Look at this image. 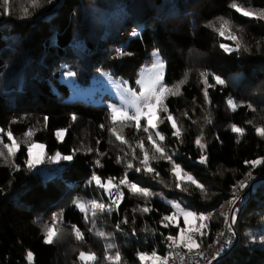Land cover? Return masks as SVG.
<instances>
[{
  "label": "trees",
  "instance_id": "obj_1",
  "mask_svg": "<svg viewBox=\"0 0 264 264\" xmlns=\"http://www.w3.org/2000/svg\"><path fill=\"white\" fill-rule=\"evenodd\" d=\"M233 2L253 11L264 10V0H41L37 8L30 0H12L11 15H0V127L11 130L18 140L33 129L31 140L45 145L47 163V157L57 152L77 151L71 162L61 160L62 168L51 178L27 169L24 144L15 158L19 170L0 158V264H29L28 251L34 256L32 264H82L78 260L81 251L97 256L86 264H109L105 256L117 251L120 264H141L138 253L156 251L166 257V236H176L179 229L161 226L162 215L172 209L159 196L149 199L151 213L133 212L145 201L123 188L119 210L110 215L98 211L95 218L96 229L108 237L90 230L91 218L86 221L75 207V201L108 203L104 191L88 183L93 172L106 180L119 179L125 171L141 187L182 201L194 212L210 214L206 234L198 239L203 248L225 224L237 183L253 181L249 199L235 219L237 241L216 264H264V166L252 169L245 164L264 157V138L253 126H264V20L242 16L230 7ZM24 8L31 15L25 17ZM218 17L232 22L248 51L226 53L220 47L221 43L234 44L209 27L213 22L219 27ZM133 31L139 36H133ZM156 49L166 64L165 84L171 86L187 76L182 95L166 101L183 126L182 143L172 136L167 120L158 123L157 130L165 135L167 148L178 153L173 159L205 186L207 196L194 185L188 191L177 189L166 160L151 161L159 178L137 173L138 160H132L133 169H126L131 149L118 144L109 132L110 108L81 100L69 102L71 91L61 83L67 71L75 73L83 86L107 71L137 88L140 68L151 62ZM118 50L131 55L120 56ZM201 72L209 74V83L214 82L213 75L226 81L224 86L208 89L210 105L205 104ZM229 98L240 104L235 112L228 107ZM185 112L187 116L182 115ZM208 114L210 124L205 119ZM165 115L160 113L161 118ZM233 124L245 129L242 137L231 130ZM60 129L67 130L62 141L55 135ZM201 130L207 144L206 164L197 162L200 150L194 143ZM121 134L133 147L143 139L151 155L147 133L128 125ZM5 142H9L6 137ZM136 154L140 155L138 148ZM97 159L102 167L96 165ZM60 214V226L70 235L45 244L43 225ZM125 217L128 223L121 222ZM72 225L83 233V241L75 239ZM109 243L116 247L108 250Z\"/></svg>",
  "mask_w": 264,
  "mask_h": 264
},
{
  "label": "snow or ice",
  "instance_id": "obj_2",
  "mask_svg": "<svg viewBox=\"0 0 264 264\" xmlns=\"http://www.w3.org/2000/svg\"><path fill=\"white\" fill-rule=\"evenodd\" d=\"M51 2V0H49ZM11 3L12 0H0V15L9 16L11 15ZM30 3L33 8H37L41 6V0H30ZM230 7L233 8L236 12L240 13L244 17H250L257 20H264V10L261 11H253L248 8H245L237 3L233 2L230 4ZM24 16L31 15L28 8L23 9ZM24 18V17H21ZM217 21L219 23V27H216V22H213L209 25L212 27L214 31L218 33V35L228 41H232L234 46L221 43L220 47L226 52L230 53L232 51L239 52L241 49L244 51H248L247 45L243 44L241 38L236 35V32L232 29V22L230 20L225 19L224 17H218ZM238 31H242V29H238ZM133 36H139V32L133 31ZM118 55H131V53L125 52L124 50H118ZM152 57L154 58L151 67L147 68L145 72H142L139 75V78L136 80L137 88H133L127 82L121 81L119 82V90L121 92L122 104L120 106L113 104L110 107L109 112V121L112 127L109 128V132L112 136L115 137L117 141L121 144H127L131 149V159L126 163V169H133L134 164L132 160H138L139 166L135 167V171L137 173L143 172L145 175H153L154 178H159L160 173L152 167L151 161L153 160H166L171 165L170 174L175 178L176 184L175 187L180 191H188L189 186H195V188L199 189L201 192L205 193L207 196V191L205 186L198 181L192 174L185 171V169L181 166V164L177 163L173 157L178 153L174 150H169L167 145L163 142L166 139L165 135L157 130L158 123H163L164 120H167L170 123L172 131V136L175 137L178 141L182 143V135H183V126L178 123V118L172 112L169 111V107L166 103L169 96L177 97L182 95L181 88L184 83L187 81V76L184 79L176 82L175 84L169 86L164 83V68L165 61L160 57L159 50L156 49L152 53ZM68 75L75 76V73L69 72ZM110 75V74H106ZM200 76L202 78V83L204 84L203 88V96L206 105H210L211 101L209 99L208 89L215 87L217 85L224 86L226 81L221 78L220 75H213L212 80L213 83H209V74L207 72H201ZM227 104L230 110L235 112L240 104L229 98L227 100ZM249 109L255 111V108L249 104ZM160 113H165L166 115L161 118ZM183 116H187V113H182ZM75 114L72 115L71 119L73 121L76 120ZM189 119H191L189 117ZM206 122L208 124L212 123L210 114L205 117ZM145 121L142 125L141 121ZM15 122V121H13ZM47 122V117H45V123ZM192 123H197L196 120H193ZM251 124L252 121H249ZM119 125V131L118 126ZM128 125H134L135 129L139 131H143L147 133V141L151 146V155L147 148H145L143 139H139L136 142L135 147H133L125 138L122 136L123 127ZM255 127L256 134L261 138H264V126H256ZM104 125H101L103 128ZM231 130L234 133H237L239 136H243L245 134V129L242 127H238L237 125H231ZM66 129L57 130L55 135L58 140H63ZM34 134L33 129H29L25 134L23 139H17L11 130H6L0 127V158L4 160L5 163H11V165L19 170V166L15 164V158L17 153L20 150L21 144H24L27 149V158L25 163L27 165V169L32 171L35 169L36 165L44 163L45 152L44 145L36 143L31 140V137ZM5 137L9 141L5 143ZM204 141L203 131L199 136L196 137L194 143L197 148L200 150V156L198 159V163L206 164L208 157L206 154L207 144ZM111 142V141H110ZM239 142V141H237ZM99 143V141H97ZM137 148L140 150V155L136 154ZM39 151H36V150ZM6 150V151H5ZM75 151L73 154H62L57 152L53 156L47 157L49 162L51 163H59L61 160L71 162L73 160ZM87 151L91 152L93 149L89 148ZM98 152V150H96ZM98 155H104L103 153H98ZM127 155V153H125ZM122 159V158H121ZM121 159H118L117 162H121ZM96 165L102 167L100 160L97 159L95 161ZM246 165H251L252 169H256L260 166H264V157H257L256 159L245 161ZM252 177V171L247 173V178L250 179ZM89 184H95L98 188L102 189L105 195L108 198V203L105 204L103 201L92 200L89 202L83 201H75V207L81 212L85 214V220L89 221L88 211L91 210V229H96V216L97 210L100 213H108L109 215L113 211H118L120 204L124 199V191L123 188H127L128 191L133 196H138L144 199V206L137 205L136 208L133 209V212H141V213H151L153 211L152 207L149 205V199L155 196H159L161 199L165 200L172 209L170 214L162 215L160 224L164 228H169L175 226L179 229V232L176 236L168 235L166 236V240L169 241V248H183L188 253H193L197 256H200L204 259V255L199 251L201 248V244L197 240V236L203 237L206 233L203 231L207 228V224L203 223L204 221H208L211 216L197 213L186 206L183 205L182 201H172L167 200L166 197L163 196L162 193L153 192L148 187H141L138 181H132L128 177V172L125 171L123 176L119 179L116 177H108L106 180L102 179L100 175L95 172L92 173L91 178L88 181ZM167 187V185H165ZM248 187L246 180L239 181L235 188L233 189L236 192L238 189H243ZM239 199L238 196H234V198L229 201L230 204L235 205L236 201ZM233 216L231 219V223H229V231L233 232L235 235L232 225L235 223V209L233 208ZM221 215H224L222 212ZM183 218V222L185 227H180L179 220ZM62 214L55 216L52 218L51 223H45L43 225V234H44V243L52 244L54 241L60 237L64 229L59 225L62 223ZM227 220L228 218L225 217ZM200 221V223H197ZM122 223H128V218L125 217ZM75 235V239L77 241H83L84 235L75 225L71 226ZM117 230H120V225H116ZM96 234L100 237H108L109 234L105 233L102 230L96 229ZM135 234V233H133ZM221 237L224 236V233L220 234ZM219 243V240L217 241ZM231 238L225 240V244H230ZM116 247L114 244L109 243L107 245V249L111 250ZM219 253H216L212 256L211 259H215ZM171 257H163L160 256L156 251H152L150 254L148 253H138V259L141 264H145L146 261H151V264H168V261ZM26 259L29 264H32L34 260L33 253L28 251L26 254ZM122 257L117 251L114 256L106 255L105 260L109 262V264H120ZM211 259H209V264H211ZM78 260L82 262V264H86V262H94L97 260V256L95 253L84 252L81 251L78 256Z\"/></svg>",
  "mask_w": 264,
  "mask_h": 264
},
{
  "label": "rangeland",
  "instance_id": "obj_3",
  "mask_svg": "<svg viewBox=\"0 0 264 264\" xmlns=\"http://www.w3.org/2000/svg\"><path fill=\"white\" fill-rule=\"evenodd\" d=\"M151 56H152V54H151ZM160 57L162 58L161 53H160ZM153 60H154V58L152 57V60L149 64H145L140 68L139 75L142 72H145L147 68L151 67ZM69 72H71V71H67V72L63 73L61 75V78H60L61 83L66 84L71 91L70 97L68 98L69 102L81 100V101L92 102V103L97 104V105H104V106H108V107L113 105V104H116L118 106H120L122 104L121 92L119 90V82L124 81V80L114 77L113 75H111L107 71H102V72L96 74L92 78L91 83L88 86H83V85L79 84V82L77 81L75 76L70 77L68 75ZM165 73H166V64H165V68H164V83H165ZM106 74H110V75H106ZM125 82H127V81H125ZM127 83L131 86V84L129 82H127ZM105 97H107V98H105ZM65 135H66V132H65ZM65 135H64V138H65ZM116 142L118 144H121L117 140H116ZM36 151H39V150L37 149ZM44 152H45V147H44ZM61 168H62L61 167V161L59 163H51V162L47 163L46 156H45L44 163L36 165L34 172H38L43 178H51V177L55 176L57 171H59ZM240 190L241 189L237 190V192ZM167 200H171V199H167ZM172 201H178V200H172ZM183 205H184V203H183ZM97 212H98V210H97ZM88 216H89V218H91V210L90 209L88 211ZM181 220L183 221L182 217L179 220V224H180ZM197 223H200V221H197ZM203 223L206 224L205 221ZM183 227H185V225ZM73 234H74V232H73ZM67 235H70V232L67 229H64V231L62 232V234L60 235L59 238L66 237ZM59 238H57V239H59Z\"/></svg>",
  "mask_w": 264,
  "mask_h": 264
},
{
  "label": "built area",
  "instance_id": "obj_4",
  "mask_svg": "<svg viewBox=\"0 0 264 264\" xmlns=\"http://www.w3.org/2000/svg\"><path fill=\"white\" fill-rule=\"evenodd\" d=\"M253 182V181H252ZM252 182L248 183V187L241 189L238 191L235 196H238L239 199L236 201L235 205L230 204V208L227 213V220L221 230L219 231L218 235L216 236L215 240L209 244L206 248L199 249L200 252L203 253L204 259L200 256H197L195 252L188 253L185 249L181 248H169V241L165 242L166 246V257H171L168 261V264H209V259L216 253H219L215 259H211V264H216L236 243L237 241V224L236 222L232 225L233 232L229 231V223H231V219L233 216V208L235 209V219L237 215L240 213L242 206L247 202L249 199V190ZM234 198V197H233ZM232 198V199H233ZM224 233V236L221 237L220 234ZM197 240L199 236L196 237ZM231 238L230 244H225V240ZM219 240V243L217 241ZM146 264H151V261H147Z\"/></svg>",
  "mask_w": 264,
  "mask_h": 264
}]
</instances>
